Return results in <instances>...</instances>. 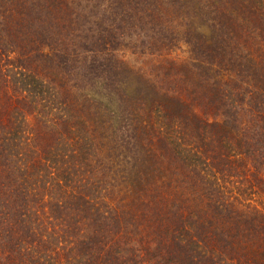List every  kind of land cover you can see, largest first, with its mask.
Masks as SVG:
<instances>
[{
    "label": "trees",
    "instance_id": "trees-1",
    "mask_svg": "<svg viewBox=\"0 0 264 264\" xmlns=\"http://www.w3.org/2000/svg\"><path fill=\"white\" fill-rule=\"evenodd\" d=\"M0 264H264V0H0Z\"/></svg>",
    "mask_w": 264,
    "mask_h": 264
},
{
    "label": "rangeland",
    "instance_id": "rangeland-1",
    "mask_svg": "<svg viewBox=\"0 0 264 264\" xmlns=\"http://www.w3.org/2000/svg\"><path fill=\"white\" fill-rule=\"evenodd\" d=\"M144 31H147V30H144ZM140 42H143L142 39ZM126 45L129 46V44H127V43H126ZM124 55L126 56L125 59H128V60L135 59V57L132 55V52L130 50H126Z\"/></svg>",
    "mask_w": 264,
    "mask_h": 264
}]
</instances>
